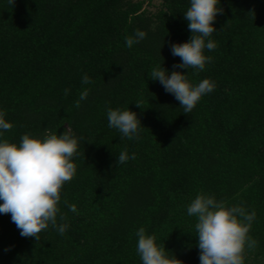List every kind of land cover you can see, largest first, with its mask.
Returning <instances> with one entry per match:
<instances>
[{"label":"trees","instance_id":"16d2710c","mask_svg":"<svg viewBox=\"0 0 264 264\" xmlns=\"http://www.w3.org/2000/svg\"><path fill=\"white\" fill-rule=\"evenodd\" d=\"M189 6L0 0V109L13 124L2 138H80L77 171L58 204L66 232L49 225L37 240L23 237L11 214H0V264H142L140 227L182 264H200L197 218L187 214L200 193L255 211L249 235L256 245L245 249L244 264H264V0H221L211 37L217 47L205 50L211 63L203 71L175 69L188 71L192 83L209 78L216 86L183 113L150 72L180 63L170 43L190 39ZM138 29L145 38L128 47ZM84 74L91 83L82 84ZM84 89L88 96L77 105ZM109 107L137 113L138 139L108 126ZM125 150L135 159L117 163Z\"/></svg>","mask_w":264,"mask_h":264},{"label":"clouds","instance_id":"9594fccd","mask_svg":"<svg viewBox=\"0 0 264 264\" xmlns=\"http://www.w3.org/2000/svg\"><path fill=\"white\" fill-rule=\"evenodd\" d=\"M14 5L15 0H8ZM221 0H189V7L183 12L191 32L190 39L182 43H170L171 54L180 57V63L168 70L161 65L151 69L150 78L158 81L165 92L172 94L183 113H190L203 96L212 92L215 81L204 78L198 83L189 80L188 71H203L212 57L205 50H214L217 43L211 38L217 31L214 21L222 12ZM146 36L143 30H136L126 38V45L132 47ZM188 69L187 72L175 69ZM82 84L91 83L87 74ZM65 95L69 89L64 90ZM88 90L84 89L77 101L85 100ZM141 106L139 102H136ZM108 126L117 129L123 137L138 139L142 123L135 111L121 108L107 109ZM13 127L0 109V214H11L23 237L39 238L41 230L51 225L63 235L69 225L57 223L60 209L61 189L72 180L77 168L73 157L78 155L79 139L74 134L47 132L43 136L25 133L20 142L3 139L4 132ZM135 159V153L121 151L116 162L124 164ZM70 210L77 211L75 205ZM187 214L195 216L197 222L196 242L200 264H244L245 249L253 248L256 241L249 235L255 211H247L242 205L227 206L213 195L200 193L187 206ZM60 220L64 216L60 215ZM136 251L142 264H182L174 254H169L165 245L158 244L154 234H148L144 227L136 231Z\"/></svg>","mask_w":264,"mask_h":264},{"label":"rangeland","instance_id":"374dc122","mask_svg":"<svg viewBox=\"0 0 264 264\" xmlns=\"http://www.w3.org/2000/svg\"><path fill=\"white\" fill-rule=\"evenodd\" d=\"M145 8L148 11H156L161 6V0H144Z\"/></svg>","mask_w":264,"mask_h":264}]
</instances>
